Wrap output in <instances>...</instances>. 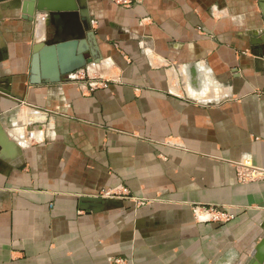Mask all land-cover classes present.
Segmentation results:
<instances>
[{"label":"crops","instance_id":"crops-1","mask_svg":"<svg viewBox=\"0 0 264 264\" xmlns=\"http://www.w3.org/2000/svg\"><path fill=\"white\" fill-rule=\"evenodd\" d=\"M80 4L46 0L60 12L27 21L23 0H0V126L15 143L0 146V264H250L264 237V179L246 172L264 170L261 1ZM90 33L98 62L61 77L78 51H55L31 83L35 45Z\"/></svg>","mask_w":264,"mask_h":264},{"label":"water","instance_id":"water-1","mask_svg":"<svg viewBox=\"0 0 264 264\" xmlns=\"http://www.w3.org/2000/svg\"><path fill=\"white\" fill-rule=\"evenodd\" d=\"M78 1L80 4V0ZM260 1L264 16V0H260ZM80 6L82 7L84 5L80 4ZM80 6L78 5L74 6V4L69 5V7L67 8V10H65V12L66 14H75L79 12V9H81ZM22 10H23L22 11L23 18L27 21H33L36 12H40V11H48L51 13L60 12V10L51 9L47 7L46 0H23ZM84 22H87L86 18H84ZM94 38L95 35L93 33H90L89 35H85V36L81 35L79 38L74 39V41H70L66 43H58V41L56 40H51L44 44L35 45L34 56L32 60L31 83L36 85L44 82V80L39 79V76L41 74V69L45 61H49L53 59V55L55 51L60 52L62 50L69 49L71 51H75V54L78 51V53L75 55V58H72V60L69 62L70 64L68 63L67 64L62 63L63 65L61 64L60 73H59L61 77L78 72L81 69L85 68L89 63H92L93 61L98 62L99 55L96 47L93 46L91 50L87 49L88 44L86 42L93 43ZM258 45L263 46L264 41L259 42ZM89 52L92 56V59H88L84 55ZM59 80L60 78L53 80V82L55 81L58 82ZM0 146L3 149V152L15 148V143L9 139V137L4 132V129L1 126H0ZM250 264H264V237L260 241L259 245L256 247L255 254Z\"/></svg>","mask_w":264,"mask_h":264},{"label":"built area","instance_id":"built-area-1","mask_svg":"<svg viewBox=\"0 0 264 264\" xmlns=\"http://www.w3.org/2000/svg\"><path fill=\"white\" fill-rule=\"evenodd\" d=\"M141 0H114L115 3L122 5L123 7H131L132 5H134L135 3H139ZM99 86H103L106 87V83H102L101 81H93L90 84V89L93 91L95 89H98ZM246 172L247 174H251L252 177L254 178H263L264 179V170L258 169L256 167L253 166H247L246 168ZM240 179H242L243 181L246 179V177L243 175V173H240ZM208 210H210L208 208ZM221 217H224L225 214L224 213H220ZM214 219H219V217H214ZM111 264H128V262L124 259H120V258H116L110 261Z\"/></svg>","mask_w":264,"mask_h":264}]
</instances>
